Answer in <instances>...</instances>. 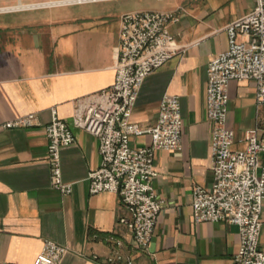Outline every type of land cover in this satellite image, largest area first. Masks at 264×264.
<instances>
[{"label": "crops", "instance_id": "obj_1", "mask_svg": "<svg viewBox=\"0 0 264 264\" xmlns=\"http://www.w3.org/2000/svg\"><path fill=\"white\" fill-rule=\"evenodd\" d=\"M254 6L255 0H0V264H32L46 240L67 248L60 264H105L113 250L109 235L123 241L132 264H232L237 226L195 223L192 191L213 183L207 64L227 48L226 26ZM135 11L172 14L168 30L179 51L146 77L131 116L145 129L156 123L164 95L180 102L181 147L158 150L154 157L153 187L162 210L146 252L131 248L118 222L126 216L119 196L89 194L87 174L100 165L98 141L72 126L75 102L114 82L120 17ZM227 94L232 150L243 151L247 130L264 136V106L256 105L251 81H231ZM52 108L74 136L60 152L62 178L72 184L69 195L50 183L44 128ZM30 113L34 127H2ZM149 141L143 135L131 145ZM261 223L264 252V201Z\"/></svg>", "mask_w": 264, "mask_h": 264}, {"label": "built area", "instance_id": "obj_2", "mask_svg": "<svg viewBox=\"0 0 264 264\" xmlns=\"http://www.w3.org/2000/svg\"><path fill=\"white\" fill-rule=\"evenodd\" d=\"M170 13L135 11L120 17L119 44L114 65V82L95 94L75 102L72 126L98 141L100 165L87 174L91 195L117 194L126 210L118 219L131 239V248L146 252L151 242L162 202L153 181L158 173L154 157L158 150L177 151L181 147L182 118L177 96L164 95L156 123L142 129L131 119L138 92L147 76L161 68L178 50L168 24ZM227 48L212 57L206 67V115L212 123L211 154L213 183L192 191V219L195 223H227L238 228L239 243L232 264H264L259 247L264 201V136L256 128L245 132L246 148L233 151V132L227 125L228 94L231 81H251L256 105L264 106V0H255L244 17L226 26ZM45 126L52 188L62 195L72 192V184L62 178L60 152L74 143L70 127L55 108ZM33 113L5 122L4 129L32 128ZM143 135L149 144L132 146L131 139ZM112 254L105 264H132L123 254V241L109 235ZM67 248L46 240L32 264H60ZM94 259H97L95 256Z\"/></svg>", "mask_w": 264, "mask_h": 264}, {"label": "bare ground", "instance_id": "obj_3", "mask_svg": "<svg viewBox=\"0 0 264 264\" xmlns=\"http://www.w3.org/2000/svg\"><path fill=\"white\" fill-rule=\"evenodd\" d=\"M70 2V1H69ZM58 3H60V2H58ZM61 3H66V1H64V2H61ZM23 7H26V6H23V5H18V8H23ZM5 10H8V9H11V8H4ZM24 9V8H23Z\"/></svg>", "mask_w": 264, "mask_h": 264}]
</instances>
